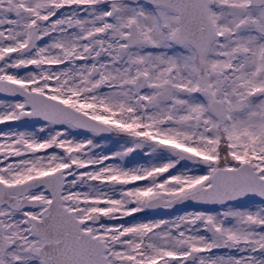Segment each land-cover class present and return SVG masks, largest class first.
<instances>
[{"label":"snow or ice","instance_id":"obj_1","mask_svg":"<svg viewBox=\"0 0 264 264\" xmlns=\"http://www.w3.org/2000/svg\"><path fill=\"white\" fill-rule=\"evenodd\" d=\"M0 264H264V0H0Z\"/></svg>","mask_w":264,"mask_h":264}]
</instances>
